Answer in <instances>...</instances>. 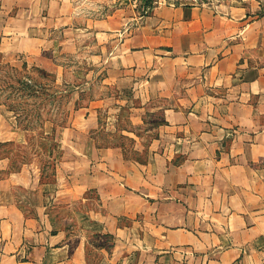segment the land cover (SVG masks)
Masks as SVG:
<instances>
[{"label": "crops", "instance_id": "obj_1", "mask_svg": "<svg viewBox=\"0 0 264 264\" xmlns=\"http://www.w3.org/2000/svg\"><path fill=\"white\" fill-rule=\"evenodd\" d=\"M17 58L70 99L49 180L0 108V264H264V0H0Z\"/></svg>", "mask_w": 264, "mask_h": 264}, {"label": "rangeland", "instance_id": "obj_2", "mask_svg": "<svg viewBox=\"0 0 264 264\" xmlns=\"http://www.w3.org/2000/svg\"><path fill=\"white\" fill-rule=\"evenodd\" d=\"M69 99L70 92L51 74L18 58L0 61V108L19 130L18 140L3 147L12 170L40 166L43 177L50 179L54 162L41 155V146L50 150L48 137L65 121Z\"/></svg>", "mask_w": 264, "mask_h": 264}]
</instances>
